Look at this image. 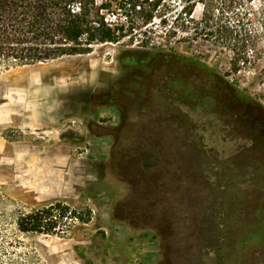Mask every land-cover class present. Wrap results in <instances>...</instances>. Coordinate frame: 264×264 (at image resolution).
Segmentation results:
<instances>
[{"label": "rangeland", "instance_id": "1", "mask_svg": "<svg viewBox=\"0 0 264 264\" xmlns=\"http://www.w3.org/2000/svg\"><path fill=\"white\" fill-rule=\"evenodd\" d=\"M119 1L0 0V41L82 53L0 62V264H264V0L225 13L244 28L237 65L175 0L99 42ZM206 94L226 139L193 111ZM57 204L91 221L19 230Z\"/></svg>", "mask_w": 264, "mask_h": 264}, {"label": "trees", "instance_id": "2", "mask_svg": "<svg viewBox=\"0 0 264 264\" xmlns=\"http://www.w3.org/2000/svg\"><path fill=\"white\" fill-rule=\"evenodd\" d=\"M164 1L165 0H120L117 6L125 12L128 20H131L134 14L141 15L145 23L149 24L153 19V15L160 9ZM175 1L185 4L182 9V14L188 17L187 22L189 24L194 25V34L197 38H200L199 36L208 37L210 33L218 34L219 39L223 41L224 47H228L233 53V59L236 65L247 60L248 54L246 45L244 44L245 39L242 37L244 28L240 20H237V23L234 25L229 22H223L225 13H233L240 0H201L198 4L195 0ZM199 5L203 6V13L201 20L197 22L194 20V13ZM215 12L220 16L217 18V21H215L214 17ZM96 24V39L102 43L117 41L120 38V36L117 35V30L119 32L123 31V28H115L114 30L108 28L102 18L98 20ZM28 46L29 45L20 47L18 43L0 41V62L27 65L30 63H42L48 60H56L66 56L82 54L77 48L63 46H56L53 50L38 54L37 51L40 52L42 48H45L43 45L38 48H28ZM210 101L207 102L211 104ZM203 105L206 106L205 101H203L202 104L199 103V106L196 108H200ZM67 215H70L71 219H77L87 224L91 221L92 213L91 211H87L86 214L78 211L70 212L68 207L57 204L22 215L17 225L19 230L23 233L50 234L60 228L62 221H64Z\"/></svg>", "mask_w": 264, "mask_h": 264}, {"label": "flooded vegetation", "instance_id": "3", "mask_svg": "<svg viewBox=\"0 0 264 264\" xmlns=\"http://www.w3.org/2000/svg\"><path fill=\"white\" fill-rule=\"evenodd\" d=\"M210 96L206 94V97L203 98V101L206 102V106H201V108L193 109L194 112L198 113V117L203 119L202 121L205 124V127L211 130L212 133H216L218 137L225 138L232 134L235 128L233 127H226L223 123V116H225V109H222L221 107H213L210 103L207 101H210ZM201 103V102H199ZM202 104V103H201ZM213 128V129H212ZM215 129V130H214ZM230 133V134H229ZM232 136V135H231Z\"/></svg>", "mask_w": 264, "mask_h": 264}, {"label": "built area", "instance_id": "4", "mask_svg": "<svg viewBox=\"0 0 264 264\" xmlns=\"http://www.w3.org/2000/svg\"><path fill=\"white\" fill-rule=\"evenodd\" d=\"M120 18V19H118ZM123 20H128L126 15L122 12H120L119 14L117 15H109L107 14L106 15V18H105V23L107 25L108 28L110 29H115L116 25L118 22H123Z\"/></svg>", "mask_w": 264, "mask_h": 264}, {"label": "crops", "instance_id": "5", "mask_svg": "<svg viewBox=\"0 0 264 264\" xmlns=\"http://www.w3.org/2000/svg\"><path fill=\"white\" fill-rule=\"evenodd\" d=\"M106 139L109 140V139H110L109 136H108L107 138H105V140H106ZM110 140H111V139H110Z\"/></svg>", "mask_w": 264, "mask_h": 264}]
</instances>
